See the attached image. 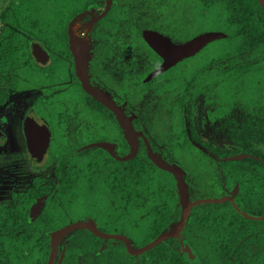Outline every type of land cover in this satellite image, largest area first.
Instances as JSON below:
<instances>
[{
    "label": "flooded vegetation",
    "instance_id": "obj_1",
    "mask_svg": "<svg viewBox=\"0 0 264 264\" xmlns=\"http://www.w3.org/2000/svg\"><path fill=\"white\" fill-rule=\"evenodd\" d=\"M178 3L183 6L181 13L186 17L187 28L202 27L203 23L209 19H215L212 14H206L207 9L203 0H78L77 4L67 6L68 11L73 13L67 23L52 26L57 30L54 35L56 40H44L43 43L33 40L39 42L50 53L46 63L34 58L36 62L46 67L40 81L32 87L17 88L14 78L18 74L15 72H8L7 79H0V88H6L7 92L0 107L5 106L13 97H20L21 94L27 92H36V96L28 104L19 120L20 125L15 127L13 120L10 122L7 118L6 126L11 134L0 128V137L9 143H18L19 138L23 139L29 163L36 167L32 170L36 172L30 174L31 178L27 181L25 178L29 175L27 174L28 169L20 174H9L11 181L4 185L0 184V230L5 228V224H10L13 230L8 248L0 246V254L7 258L8 264H46L52 251V233L75 221L92 219L99 231L122 233L131 240L126 233L128 224L124 211H126L127 200L124 196V186L104 183L100 174L108 170L69 167L70 163L75 164L82 158L78 154L85 149H105L102 147L84 148L73 153L62 166L60 165L64 154L96 141L114 143L120 155L129 152L124 128L119 123L116 114L83 87L77 73L76 58L71 48L70 24L72 21V33L79 36V41H87L90 48L91 56L87 71L91 82L101 93L113 98L127 114L133 116L134 128L145 134L156 154L162 155L177 166L180 165L172 158V154L175 153L165 152L166 143L173 139L175 133L181 132L179 128H183L182 126L185 127L187 139H194L191 128H195V106L198 100L201 108L199 118L203 121V115L205 117L206 114L203 113L201 93L193 98L188 92L184 94L180 90L177 82V69L189 70L192 61L201 59V56L197 55L213 41L194 55L182 58L158 75L145 80V77L163 61V56L146 40L145 31H156L174 43H183L197 35L187 36L185 25L184 30L175 32L174 17ZM86 21L91 22L88 31L77 34L75 25ZM207 30L222 29L203 30L202 27L199 33ZM161 75L167 78L161 81L160 85L158 83L156 87L154 80ZM181 99L185 101L183 105L180 103ZM145 100L153 103L154 108L144 109ZM252 108L256 111L254 116L260 122H264V106ZM28 115L34 117L38 125L48 128L50 135L47 150L39 162L31 161L30 141L24 129V120ZM181 118L184 121L183 125ZM215 122L221 128L224 118L216 119ZM164 125L165 127L160 129ZM199 136L201 138V135ZM139 138L140 151L144 140L142 137ZM180 141L186 142V139L183 138ZM196 141L200 143L199 140ZM122 143L128 145V151L124 154L120 153L119 145ZM75 144L79 145L75 146ZM227 144L217 146L222 147ZM262 147L264 149V146ZM251 154L252 157L261 159L260 156ZM210 155L214 160H218L213 153L210 152ZM50 161H57V163L53 167L42 168ZM186 172L188 175L187 170ZM0 182H4V179H0ZM190 183L189 186L186 184L191 199L208 196L202 193L194 195L192 182ZM226 190L218 196L233 194L235 200L234 193ZM235 202L237 203L236 200ZM178 204L179 200L174 209L179 207L181 214V205ZM35 206L37 209L33 214L32 210ZM246 212L254 215L263 214ZM189 218L188 215L187 222ZM177 222L172 227L161 230L157 235L162 231L173 229ZM187 222L179 236L168 237L164 241L170 238L179 240L176 251L179 252V258H182L185 264H202L195 248L188 239L183 237ZM76 229L82 230L79 232L80 236L83 239H89L90 243L89 247L74 250L76 254L70 261L75 260V262L73 261L72 264H112L110 244L121 240L105 238L86 227L72 229L56 239L53 264H64L68 252L67 244L78 233L74 232ZM185 242L193 248L197 256L196 260L190 259L183 249Z\"/></svg>",
    "mask_w": 264,
    "mask_h": 264
},
{
    "label": "trees",
    "instance_id": "obj_2",
    "mask_svg": "<svg viewBox=\"0 0 264 264\" xmlns=\"http://www.w3.org/2000/svg\"><path fill=\"white\" fill-rule=\"evenodd\" d=\"M203 2L214 20L222 24L220 29L227 37L207 45L197 55L201 59L192 61L189 70L177 69V82L184 94L188 92L193 98L202 94L203 113L211 122L224 118L222 128L230 141L218 147L202 140L191 128L194 139L218 158L214 160L209 153L200 155L203 193L219 195L231 190L241 208L261 214L264 213V122L254 116L256 111L252 107L264 106V7L260 0ZM77 3L78 0H9L0 12V79L15 72L17 88L35 86L46 67L32 56L31 41L56 40L57 30L52 26L67 23L73 15L67 6ZM5 90L0 88V103L7 96ZM180 103L183 105L185 101L181 99ZM236 107L246 112L237 116ZM182 127L166 143L165 152L178 154L186 150L187 133ZM183 138L186 142L180 141ZM119 146L121 154L128 151L127 143ZM241 152L253 153L261 159L225 158ZM78 156L82 158L69 167L108 170L100 174L103 182L124 186L126 233L133 246L144 245L177 222L180 208L174 209L179 200L176 179L146 155L144 142L138 154L127 161L115 159L101 148L85 149ZM179 167L189 186V175ZM189 216L183 237L195 248L202 264H264V219L244 217L230 201L202 203L193 207ZM80 231L76 229L74 232L78 233L67 244L64 264L75 262L70 261L75 249L89 247L90 240L83 239ZM11 234L10 224H5L0 230V246L8 248ZM178 246L179 240L170 238L142 255H131L123 242H113L112 264H185L176 251ZM6 259L0 254V264H8Z\"/></svg>",
    "mask_w": 264,
    "mask_h": 264
},
{
    "label": "water",
    "instance_id": "obj_3",
    "mask_svg": "<svg viewBox=\"0 0 264 264\" xmlns=\"http://www.w3.org/2000/svg\"><path fill=\"white\" fill-rule=\"evenodd\" d=\"M260 1L264 7V0H260ZM72 23L73 21L71 22V24ZM71 24H70V33L72 35L71 48L76 58L77 73L82 81L83 87L88 93L96 97L98 100H100L103 104H105L110 110H112L116 114L119 123L124 128L126 139L129 144V152L125 155H120L117 153L116 146L114 143H111L109 141H96L84 145L83 147L77 148L72 152H68L64 154L60 160V165L62 166L63 163L70 156L73 155V153L79 152L84 148H88V147H102L105 150H107L116 159L122 161L129 160L133 158L139 151V147H140L139 137H142L146 144L147 156L158 167L165 169L174 175L176 179V185L178 188V195H179L178 205H181V214L176 226L173 229L169 231H162L154 239L139 247L133 246L129 238L122 233H106L99 231L96 228L95 222L92 219H90L89 221H75L69 223L52 233V239H51L52 251L46 264H53L55 257L54 249H55L56 239L59 236H62L63 234L69 232L70 230L79 227L89 228L98 235L103 236L105 238L119 239L125 243V246L130 254L139 255L153 248L160 242H163L168 237L179 236V234L181 233L187 222V218L191 208L200 205L202 203H206V202L218 203L225 200H229L232 202V204L238 210V212L241 213L243 216L251 219L264 218V213L261 215H254L242 210L235 202L233 194L222 195V196H203L196 199L190 198V193L185 181V174L183 170L175 163L166 159L162 155L156 154L145 134L142 131L136 130L134 128L132 124L133 116L127 114L126 111L123 109V107L120 104H118L113 98H109L105 96L103 93H101L91 82L89 73L87 71L91 56L90 48L89 45L87 44L88 42L85 40L79 41L80 39L79 36H76L72 33ZM144 36L148 41V43L163 56V61L145 77V80L147 81L152 77L158 75L159 73L163 72L170 66L174 65L182 58L194 55L199 50L204 48L209 42L214 41L216 39L227 37V33L222 30H207L195 35L194 37L183 43H174L164 35L151 30L145 31ZM31 51L34 58L39 62L46 63L50 57V53L45 48H43V46L39 42L36 41H33L31 43ZM24 129L30 141L29 149L32 153L31 161L39 162L42 160L49 145L50 135L48 132V128H46L43 125L42 126L38 125L36 119L28 115L24 120ZM251 155L252 154L248 152H241L229 156L227 157V159H241ZM36 206L32 210L33 214L34 211L37 209ZM183 249L187 252L190 259L192 260L197 259V256L193 248L190 246L188 242H185L183 244Z\"/></svg>",
    "mask_w": 264,
    "mask_h": 264
},
{
    "label": "rangeland",
    "instance_id": "obj_4",
    "mask_svg": "<svg viewBox=\"0 0 264 264\" xmlns=\"http://www.w3.org/2000/svg\"><path fill=\"white\" fill-rule=\"evenodd\" d=\"M9 0H0V12L3 10V8L7 5ZM181 10H183V6L181 4L176 5V15H175V23H176V30L177 33L179 30H186L187 36H191L194 34H198L200 30L203 27V30L206 29H220V26L222 27V24L218 21L215 22V20L212 18V20H208L205 23H203V26H194V27H186V21H185V15L181 13ZM207 15H210L208 11L206 12ZM185 25V28H184ZM1 26V21H0ZM184 28V29H183ZM207 49V48H206ZM158 76L157 79L154 80V85L158 87V83L160 85L161 81L165 80L167 76L162 77ZM36 96V92H27L21 94L19 97H13L5 106L0 107V128L5 132L7 131L9 134L10 130L7 128L6 119L9 118L10 122L12 121L16 125H20L19 120L22 117L23 112L25 111L28 104L31 102V100ZM150 100V99H149ZM148 101H144V109L147 107L154 108L153 103L151 104ZM151 105V106H150ZM196 114H195V128L196 134L201 135V138L211 141L215 145H222L229 143L228 137L226 136L225 132L223 131V128L219 125H216V122H211L207 116L204 117L203 115V121L199 118L201 108H200V101L198 100L195 106ZM236 115L239 116L240 113L246 112V110H242L239 107H236ZM146 117V115H145ZM205 118V119H204ZM165 127L162 126L160 129H163ZM181 127V126H179ZM177 127V128H179ZM182 129V128H179ZM16 130V129H15ZM20 142H11L7 141L6 139H2L0 137V179L4 182H0V184L4 185L7 184V182L11 181L10 175L13 173L20 174L28 169V176H26V180L31 178L30 174L35 173L36 171H32L33 169H36V167L31 166L26 154L25 149V142L22 138H19ZM74 145V144H73ZM69 145V146H73ZM79 145V144H75ZM159 147L160 144H158ZM203 153H209V151L200 143H198L193 138H188V146L186 147V150L183 152H179L178 154H172V158L174 161L178 162L180 165H182L186 170L188 171V175L190 177V180L193 185V192L194 195L201 194L202 195H208V196H218L217 193H209L205 192L203 193V162L199 161L200 155L203 156ZM210 154V153H209ZM212 157V156H211ZM213 158V157H212ZM57 161H50L46 165H44L42 168L46 167H53ZM120 228V226H118Z\"/></svg>",
    "mask_w": 264,
    "mask_h": 264
},
{
    "label": "bare ground",
    "instance_id": "obj_5",
    "mask_svg": "<svg viewBox=\"0 0 264 264\" xmlns=\"http://www.w3.org/2000/svg\"><path fill=\"white\" fill-rule=\"evenodd\" d=\"M91 26V22L90 21H86L84 23H79L75 25V31L77 34H80L82 31H88V29Z\"/></svg>",
    "mask_w": 264,
    "mask_h": 264
}]
</instances>
